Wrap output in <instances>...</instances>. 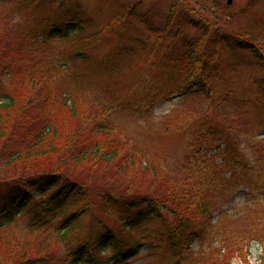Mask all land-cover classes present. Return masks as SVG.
I'll return each mask as SVG.
<instances>
[{
	"label": "trees",
	"instance_id": "16d2710c",
	"mask_svg": "<svg viewBox=\"0 0 264 264\" xmlns=\"http://www.w3.org/2000/svg\"><path fill=\"white\" fill-rule=\"evenodd\" d=\"M86 1L89 0H0L4 5L13 3L9 12L0 13V120L1 117L4 119L0 124V139L5 142L12 133L20 131L18 139L24 145L31 141L27 146L13 149L10 168L1 172L0 238L12 237V226L22 213L32 214L30 212L34 209L45 211L48 220L68 210L71 217L77 212L90 216L93 208L101 203L103 209L116 214L117 223H123L131 231L140 224L162 220L163 230L157 235L159 249L166 246L175 256H183L192 244L200 241L203 249L199 256L192 257L195 264H232L233 255L242 250L244 237L264 239V185L257 191L262 183L257 176L264 173V143L254 138L250 127L244 126L240 130L234 127L235 119L228 115L225 104H221L231 103L234 97L230 98L229 89H220L216 82L234 65L246 66L244 58L228 64V61L224 62V56L241 57L238 50L248 51L249 45L239 42L242 39L233 33H221L201 15L194 20V10L186 0L173 3L168 13V25L179 27L178 35L182 36L183 42L180 41L182 48L176 49L169 66L174 73L166 77L175 75L181 79L178 91L186 90L194 82L197 89L210 92L213 102L221 104L212 105L221 109L215 116L217 122L202 123V128H206L204 133H216L218 139L203 136L200 141H193L187 158V184L181 194L178 186L170 187L153 199L141 202L139 196H149L151 190H156L154 187L134 186L138 178H145L144 171L152 168L151 165H143L139 155H145L134 153L137 147L133 144L131 148L125 145L129 136L121 134L113 120L104 121V112L90 110L89 102L79 105L87 99L84 82L98 91L103 83L117 81L122 75V67L133 64L131 58L138 49V43H133L130 51L120 55L113 49L106 53L99 50L102 31L95 29L92 16L84 17L88 11ZM108 1L99 0L104 5ZM145 1L132 0L125 8L128 16L122 14L119 23L145 6ZM213 1L216 6V0ZM2 14H8L10 18ZM147 17L143 18L144 23L149 22ZM185 26L191 30L197 28L196 36L184 34ZM240 34L248 43L254 44L251 46L255 58L252 68L257 70L258 95L263 101L264 54L262 57L261 52L264 53V35L245 31ZM69 38L78 41L63 54L51 52L53 40ZM136 77L142 81L138 83L133 79L129 82L130 90L134 93L138 86H142V93L132 96L131 100L141 107L153 105L163 90L165 77L159 74L150 78L137 74ZM116 92L123 101H128L123 91ZM168 95L166 92L163 96ZM66 113L71 118H67ZM242 115L243 111L239 118ZM186 130L183 129L185 133L188 132ZM189 134L193 136V133ZM111 141L115 144L109 145ZM25 149H37L35 158H50L54 153L60 160L50 168L42 167L31 158L28 161L23 159ZM214 150L217 152L211 156ZM218 157H221L219 164L215 160ZM19 160L24 161L20 169L18 163L12 164ZM94 162L108 166L116 163L118 169H112L115 172L107 170L110 172L100 181L101 184H94L83 178L84 173L78 168L93 166L90 163ZM216 165L221 173L226 169H241L237 172L243 182L250 176L248 186L256 193L253 197H250L252 193H246L249 203L246 217L234 220L220 215L215 219L214 213L218 209L211 199V176ZM73 167L79 170L78 175L71 172ZM121 174L127 177V182L122 183ZM220 178L223 179V174ZM96 193L102 197L99 203L91 200ZM102 222L106 228L87 243L81 241L82 237H78L76 243L68 239L72 235L73 223L63 229L61 236L55 235L65 243L72 242L69 248L72 249L69 251L72 258L59 264H110L105 253L108 250H114L110 256L128 253L131 246L118 249L117 232L109 222ZM30 224L29 228L34 231L49 226L40 222ZM220 237L229 243V252L224 256L211 245L204 248L206 242ZM42 245L32 254L14 248L3 264H57V261H47L45 255L52 250V241Z\"/></svg>",
	"mask_w": 264,
	"mask_h": 264
},
{
	"label": "rangeland",
	"instance_id": "374dc122",
	"mask_svg": "<svg viewBox=\"0 0 264 264\" xmlns=\"http://www.w3.org/2000/svg\"><path fill=\"white\" fill-rule=\"evenodd\" d=\"M132 0H109L108 3L99 2V0H89L85 2V7L88 11L85 18L92 16L94 27L98 31H102V40L98 49L103 51V53L115 50L121 46L128 45L130 42L133 43L135 39L141 44L138 47V53L133 56V64L124 67L122 70V75L117 79V81H112L111 83H103L102 88H109L111 91H123L127 102L124 103H114L112 97L107 93L94 92L89 87L86 88L85 97L87 98L85 102L79 103V105H86L87 102L90 104V110L97 111L98 113L104 112V121L114 120L115 124L118 126V130L121 134L129 136V142L126 143L127 147L131 148L133 144L136 148L134 153H142L145 156H140L141 161L144 162V166L151 165L152 168L148 172L144 171L143 182L138 178L136 187H154L156 188L157 194L164 193L168 191L170 187H176L181 194V190L187 184V173L186 167L188 165L187 158L190 157V151L192 150L193 143L200 141L201 137H208L209 139L217 140L218 135L212 133L211 135H206L203 129L197 131L190 137L183 131L188 129L189 125H194L198 122L200 124L201 120L206 123H216L217 120L215 116L219 109H215L213 100L206 99L204 95L198 94H188L184 98H178L175 101H166L159 99L156 105L141 107L138 106L137 102H133L131 97L142 93V86H138L133 93L130 88L133 79L140 83L142 80L136 77L137 74L141 76H148V78L159 74L162 77L169 76L174 73V70L170 69L169 66L171 61L175 58L174 54L177 52V48L181 46L182 36L178 35L179 27L177 25H168V13L173 6V3H178L177 0H146L143 4L145 5L138 13H134L119 23V19L122 14L127 15L125 8L129 7ZM183 0H181L182 2ZM185 1V0H184ZM231 1V2H230ZM194 10L193 19H199V16H203L205 20H208L214 27H218L219 31L223 34L226 32L233 33L234 36L242 35L240 32H254L260 36L264 35V0H216L217 4L213 0H186ZM12 5L0 4V13L9 12ZM101 9V11L99 10ZM197 13H196V12ZM202 12V13H201ZM4 15V14H2ZM224 17H223V16ZM128 16V15H127ZM147 17L148 23H144L143 18ZM5 18H10V15L5 14ZM222 19V20H221ZM221 20V21H220ZM16 25H19L18 21H14ZM111 24V26H110ZM119 24V25H117ZM166 30V31H165ZM198 29L191 30L188 26H185V33L196 36ZM228 35V34H227ZM131 38V39H130ZM245 40V38H243ZM76 38L57 39L53 40V52L55 55L63 54L65 50H68L77 42ZM181 41V42H180ZM165 44V45H164ZM178 46V47H177ZM173 49V50H172ZM231 50L230 48H228ZM243 58L248 57L247 63L250 68H240L239 65L233 66L235 72L229 71L225 72L221 78L216 82L220 89H229V97L233 95L237 100L241 101L235 105V99H231V103L224 102L228 115L235 119L234 127L238 130L243 129L244 126L253 129L254 138L258 139L260 142L264 143V101L261 102L258 96L259 85L256 84L258 74L255 73L252 66L255 65L254 59L250 58L252 55L246 52H241ZM227 55V54H226ZM224 56V62L231 61L232 59L237 62L238 57H228ZM254 63V64H253ZM133 76V78H132ZM223 92V90H221ZM220 93V91H219ZM154 94V97H156ZM90 95V96H89ZM119 94H114L118 96ZM158 97V96H157ZM114 103V106L112 107ZM110 107L114 108L110 111ZM88 108L84 111L87 114ZM221 110V109H220ZM243 115L239 118V115ZM220 112V111H219ZM5 114V113H4ZM67 118H71L69 113H66ZM234 117V118H233ZM4 122L1 117L0 124ZM167 128V129H166ZM190 127L188 129L191 130ZM215 130V128H213ZM2 130V129H1ZM193 131V129H192ZM20 131L17 134H11L8 140L1 142L0 139V177L2 171L8 170L10 167L11 153L14 148H19L22 146H27L31 144L28 140V144L24 145L19 139ZM194 141V142H193ZM118 142V141H115ZM112 143L109 142V145ZM115 143H112V145ZM20 145V146H19ZM37 149H25L23 151V159H32L37 161L40 166L50 168L52 165L59 162V157L57 154L52 153L50 158L41 156L36 157ZM217 151L214 150L211 156L216 154ZM35 156V157H34ZM221 157L216 158L218 164L221 161ZM18 168L20 169L21 164L24 161L19 160ZM93 166H87V168H81L84 173L83 178L91 180L94 184H101V180L105 179V175L109 174L110 171L118 169L116 163H109L110 166L103 162L90 163ZM163 171H161L160 170ZM72 173L78 175L80 172L77 168H70ZM113 169V170H112ZM241 169H236L231 171L226 169L222 171L224 173L223 179L220 178L221 173L219 166H215L212 171V182L213 185V197L211 198L213 203L217 205V211L224 210L222 216L224 218H232L237 220L231 215L230 210L234 209L236 204H242L244 196L246 195L247 189L250 183V176L246 178L244 183L239 182L234 186L231 184L234 182L232 176L235 175L237 171ZM113 171V172H115ZM221 174H220V173ZM122 183L127 182V177L123 174ZM258 180L264 178V173H260ZM246 185V186H245ZM260 188L257 189V191ZM235 190V194L233 193ZM237 193V194H236ZM256 193V192H255ZM263 193V192H262ZM261 193V194H262ZM102 197L98 196V193L93 196L91 200L98 202ZM98 205L102 206L101 203ZM93 213L90 216H86L77 221L74 228H72V235L68 239H73L74 243L77 242L78 237H82L81 241L85 243L90 242L96 238L99 231L103 230L105 223L109 222L114 230L117 232V237L119 239L118 247L125 246L126 243L139 242V252L134 255L131 259L126 262H121V264H194L193 262L186 260L184 258V263L177 260L178 258L183 260L182 256H174L171 254L170 250L164 248L162 250L152 248V245L158 244L157 235L163 230L161 225L163 221H150L148 224H140L139 226L133 227L134 231L128 230L123 223H117L115 220L116 214L112 213L110 210L99 208L96 206L93 208ZM28 214L27 212L22 213L21 218L13 224L11 233L12 237H1L0 238V264L7 261L8 254L15 250H24L30 254L35 251H39L44 243H50L52 241V250L45 255H47V261L53 263L57 261V264L65 263L67 259L72 258V252L69 254L71 248V243H65L60 237H56L53 232L55 228L61 227L62 216H58L51 220H45L46 212H38L37 210H32ZM219 212H216L218 217ZM228 214L229 216H226ZM32 215L31 217H28ZM40 216L42 217L40 219ZM40 220V221H39ZM102 220V221H101ZM51 221L52 224L49 222ZM33 222H40V224H48L49 226H44L42 229L31 230L30 224ZM70 232V233H71ZM219 239H215L210 245L211 247H216L219 244ZM199 241H196L194 246L189 248L187 251L198 252ZM81 245V243H80ZM151 247V248H149ZM82 250V249H81ZM114 250H109L106 256L107 259L113 253ZM71 257V258H70ZM106 259V261H107ZM111 259V258H110ZM109 259V260H110ZM239 259L235 261L234 264H238ZM108 264V262H105ZM71 264V263H69ZM113 264V263H112ZM114 264H117L114 262Z\"/></svg>",
	"mask_w": 264,
	"mask_h": 264
}]
</instances>
